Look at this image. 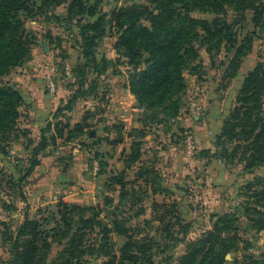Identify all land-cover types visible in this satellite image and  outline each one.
<instances>
[{
	"label": "rangeland",
	"instance_id": "rangeland-1",
	"mask_svg": "<svg viewBox=\"0 0 264 264\" xmlns=\"http://www.w3.org/2000/svg\"><path fill=\"white\" fill-rule=\"evenodd\" d=\"M144 2L99 0L98 16L102 19L90 45L82 40L80 32L97 17L68 15L69 2L39 9L41 0H27L29 10L19 12L18 18L23 20L21 35L29 40L31 51L28 59L1 78L3 85L21 93L24 103L19 108L14 136L0 141V264L13 260L14 254L31 238L27 232L18 237L25 220L35 223L37 231L57 226L61 202L96 207L100 210L99 220L107 222L115 216L126 227L139 228L134 235L153 242L151 252L156 264L166 261L177 264L187 243L211 228L213 215L231 213L238 218L237 233L242 241L237 250L230 251L225 264L243 257L264 258V231H257L245 214L246 209L256 204V197L246 184L254 177L264 179V165L252 171L243 169V162H234L229 155L234 143L217 145L215 138L234 106L245 75L256 63L264 62V28L254 30L251 12H245L244 19L228 12L217 16L230 26L227 36L224 33L205 36L198 27L191 29L185 43L196 52L187 51L183 55L185 89L178 98L179 112L171 117L161 108L131 99L136 100L132 95L137 89L134 75L147 67L148 53L142 52L140 60L130 65L115 48L119 31L110 21L111 12ZM190 17L211 22L216 16L196 10ZM250 33L251 52L241 57L238 73L228 79L224 74L226 65L235 48ZM229 40L233 41V47ZM122 105L144 109L140 120L145 137L152 141L144 157L149 174L144 175L169 195L165 204L171 213L164 223L153 219L160 215L161 209L153 206L155 202L147 186L141 180L135 181V174L130 172L126 176L124 198L118 200L117 184L106 186L111 176L104 152L107 142L117 136L127 137L130 130L136 141L140 139L134 129L117 130L120 127L117 112ZM75 123L82 125L81 133L74 132L66 140L59 136L61 130L66 134L67 127L72 128ZM42 135L46 146L35 154L32 149ZM187 137L194 143L193 155L186 152ZM224 148H228V153H224ZM35 158L38 163L31 168ZM259 179L257 190L263 184ZM156 194L159 195L154 200L160 203L162 193ZM214 196L216 199L212 201ZM140 210L143 212L138 215ZM90 214L91 211L86 212V216ZM166 222L169 232L163 230ZM175 237L177 243L172 241ZM92 238L95 239V233L85 242L94 245ZM125 240L121 235H111L115 253ZM167 243L173 247L163 251L162 245ZM61 249L55 241L45 264L55 261ZM103 255V251L90 250L83 254L81 262L98 263L105 260Z\"/></svg>",
	"mask_w": 264,
	"mask_h": 264
},
{
	"label": "trees",
	"instance_id": "trees-1",
	"mask_svg": "<svg viewBox=\"0 0 264 264\" xmlns=\"http://www.w3.org/2000/svg\"><path fill=\"white\" fill-rule=\"evenodd\" d=\"M98 1L90 3V0H41L39 9L48 5L49 8L58 7L69 2L68 15L74 13L87 18L97 17L94 22H88L81 28L82 40L90 45L97 35L102 19V16H98L101 12ZM28 10L27 0H0V141L2 142L14 136L20 116L19 108L24 103L21 93L3 85L1 78L30 56L31 44L21 35L23 20L18 18L19 12ZM196 10L214 14L216 17L211 22L190 17V13ZM228 12L240 19H244L245 12H251L250 21L254 30L264 28V0H146L143 4H131L111 12L110 21L119 31L115 44L117 51L128 59L130 65H135L140 60L142 52L148 53L147 67L134 75L137 78L134 82L137 89L133 90L132 95L135 96L138 104L146 103L152 108H161L171 117L178 114L180 107L178 98L185 89L182 70L186 62L183 55L187 51L194 54L196 52L185 43L188 35L191 29L198 27L205 36L213 33H224L227 36L230 26L217 16L226 15ZM184 22L187 25H183ZM229 41L230 47H233V41ZM252 42L250 33L235 48L234 56L224 70L228 79L234 78L238 73L240 59L251 52ZM85 53H90V50H85ZM263 99L264 62H258L245 75L234 106L223 120L220 133L215 137L217 145L234 143L229 155L234 158V162H243V169L248 171L264 165ZM82 130V125L75 123L72 128L67 127L66 134L61 130L59 136L65 137L66 140L71 138L74 132L81 133ZM134 131L141 140L136 141V135L132 134V130L127 134V137L132 138V143L131 152L125 159V169L139 164L134 173L136 176L134 180H141V183L153 194L167 192L157 188L155 182L144 175H148L150 169L141 152L145 131L144 128ZM122 141L123 137L117 136L116 140L110 143ZM45 146L46 140L42 135L40 142L32 150L36 154ZM227 149L224 148V153H228ZM37 163L36 158L33 159L31 168ZM125 169L112 173L106 182L107 187L117 184L115 191L118 200L126 196ZM258 179L254 177L246 184L250 194L256 197V204L253 208L246 209L245 214L250 217L249 221L253 223V227L260 232L264 231V179H259L263 184L260 183L261 188L257 190ZM153 206L161 209L160 215L153 219L164 223L171 213L169 206L165 202H155ZM87 211H91L92 214L86 216ZM140 211L138 215L143 212ZM57 213L59 215L57 226L50 230L37 231L35 223L25 220L18 237L27 232L31 238L20 252L14 254L15 258L13 257L8 264H45L47 254L55 241L62 249L56 254L57 259L50 264H82L83 254L90 250L103 251V257H106L105 260L92 264H156L154 253L151 252L153 242L147 238L137 239V234L134 235V231L139 228L126 227L125 222L115 216L111 221L99 220L100 210L96 207L83 208L61 202ZM212 219L214 221L209 230L187 243L186 251L180 256L177 264H225L230 251L238 249L242 239L237 233L236 215L215 214ZM168 226L166 222L163 227L165 232H169ZM92 233H95V239L92 238L95 241L94 245L85 242ZM113 234L126 238L125 243L116 253L111 243ZM172 241L177 243L179 240L175 237ZM162 246L163 251L173 247L168 243ZM166 262L168 264V261ZM231 264H264V258L243 257L234 260Z\"/></svg>",
	"mask_w": 264,
	"mask_h": 264
},
{
	"label": "crops",
	"instance_id": "crops-1",
	"mask_svg": "<svg viewBox=\"0 0 264 264\" xmlns=\"http://www.w3.org/2000/svg\"><path fill=\"white\" fill-rule=\"evenodd\" d=\"M131 99H133V102H136V100L133 97ZM143 111H144V109L142 107H138L137 109H128L126 106L122 105L121 108L117 112L118 117L116 119H118V121H120L119 123L116 122L118 125H120V127H117V130H121L123 127H126L128 129H142L143 124L141 123L142 121L140 120V117L142 116L141 114L143 113ZM114 115H116V114H114ZM145 139H144V143L141 147L143 159H144V157H146V152H149V149H147V148H149L150 143H152V141L148 139V136L145 137ZM131 143H132V138H130V137H124L123 141L121 143L111 144L110 142H107V146L105 147L106 150L104 152H105V156H106L105 159L107 162L108 174L111 175L112 173L120 172V171H123L125 169V159L129 155V153L131 152ZM171 165H174V164H170V166ZM212 165L213 164L208 166V168L212 167ZM138 166H139V164H135L134 166H131V168H126L125 174L128 175L130 172L132 174H134L137 171ZM182 169L185 170L184 167H182ZM148 190H149V194H150L152 202H154V201L158 202L157 200H154V199H156V196L159 194H153L150 191V189H148ZM165 194L168 195L167 192L161 194L162 199H161L160 203L167 202V198L169 197V195L167 196ZM215 199L216 198L214 196L212 201H215ZM150 213H151V211H150Z\"/></svg>",
	"mask_w": 264,
	"mask_h": 264
},
{
	"label": "built area",
	"instance_id": "built-area-1",
	"mask_svg": "<svg viewBox=\"0 0 264 264\" xmlns=\"http://www.w3.org/2000/svg\"><path fill=\"white\" fill-rule=\"evenodd\" d=\"M185 148H186V152L189 154V155H193L194 152H195V146H194V143L193 141L190 139V137H187L186 141H185Z\"/></svg>",
	"mask_w": 264,
	"mask_h": 264
}]
</instances>
